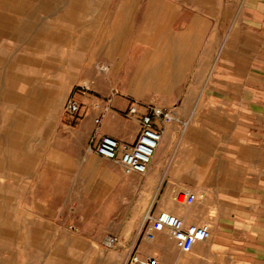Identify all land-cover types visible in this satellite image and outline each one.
Listing matches in <instances>:
<instances>
[{
	"label": "rangeland",
	"instance_id": "1",
	"mask_svg": "<svg viewBox=\"0 0 264 264\" xmlns=\"http://www.w3.org/2000/svg\"><path fill=\"white\" fill-rule=\"evenodd\" d=\"M243 6L244 0H0V264L128 263L133 254L125 243L141 234L147 213L169 209L160 190L174 185V199L198 177L127 173L94 151L96 113L71 121L66 105L102 101V123L107 113L128 123L124 111L132 103L172 108L164 123L174 131L171 171L180 172L185 123L189 149L200 142L196 123H233L217 45L227 41ZM196 155L188 151L184 172L196 171ZM108 235L118 243L105 245ZM198 244L172 263L159 260L242 264L209 242Z\"/></svg>",
	"mask_w": 264,
	"mask_h": 264
},
{
	"label": "crops",
	"instance_id": "2",
	"mask_svg": "<svg viewBox=\"0 0 264 264\" xmlns=\"http://www.w3.org/2000/svg\"><path fill=\"white\" fill-rule=\"evenodd\" d=\"M217 47L218 67L228 73L227 91L222 94L227 97L233 123H196L200 142L194 149L188 147L192 132L185 123L179 133L178 173L171 171L169 162L174 131L160 125L162 137L148 170L167 177H198L196 182H188L197 195L192 204L171 199L174 185L160 190L162 198L169 201V211L187 223L211 224V238L197 242L193 250L201 248L198 243L209 242L242 264H264V0H244L243 9L234 14L227 41ZM106 116V123L101 122L96 133L128 141L137 137V121L123 123L114 113ZM189 150H195V159L201 161L194 172L183 171L191 158ZM125 245L130 254L151 255L167 263L174 262L181 252L164 232H158L153 240L137 233Z\"/></svg>",
	"mask_w": 264,
	"mask_h": 264
},
{
	"label": "built area",
	"instance_id": "3",
	"mask_svg": "<svg viewBox=\"0 0 264 264\" xmlns=\"http://www.w3.org/2000/svg\"><path fill=\"white\" fill-rule=\"evenodd\" d=\"M65 112L71 121L79 119L82 114L96 113L94 122L100 124L105 115L102 101L87 105L84 101L72 99L68 102ZM128 119L139 123V133L132 140H123L109 134L94 135V151L105 158L122 165L127 173H141L148 171L159 140L162 137L160 125L173 118V110L167 106H148L140 109L139 105L132 103L124 111ZM197 198L196 193L190 187L182 188L175 200L179 203L192 204ZM158 232H164L173 241L174 245L184 253L191 252L194 245L200 241H208L211 238V224L209 222L187 223L180 215L159 209L148 213L141 230V235L148 240H153ZM119 241L118 236H106L104 243L113 246ZM127 264H164L159 258L151 255L140 257L133 254Z\"/></svg>",
	"mask_w": 264,
	"mask_h": 264
},
{
	"label": "bare ground",
	"instance_id": "4",
	"mask_svg": "<svg viewBox=\"0 0 264 264\" xmlns=\"http://www.w3.org/2000/svg\"><path fill=\"white\" fill-rule=\"evenodd\" d=\"M160 141V140H159ZM159 143V142H158ZM158 145V144H157ZM148 215V214H147Z\"/></svg>",
	"mask_w": 264,
	"mask_h": 264
}]
</instances>
